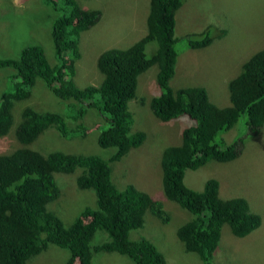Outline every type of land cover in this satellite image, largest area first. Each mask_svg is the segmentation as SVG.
Masks as SVG:
<instances>
[{"label": "trees", "instance_id": "trees-1", "mask_svg": "<svg viewBox=\"0 0 264 264\" xmlns=\"http://www.w3.org/2000/svg\"><path fill=\"white\" fill-rule=\"evenodd\" d=\"M62 1L68 10L52 26L57 64L51 65L38 45L23 47L17 58H0V67L15 69L8 76L9 89L0 93V137L13 125L15 105L30 100L37 77L57 98L68 101L67 115L25 106L14 129L21 146L0 153V264H27L50 245L68 250L63 264H92L98 252L119 253L135 264H167L163 251L153 242L145 237L131 239L129 231L143 226L146 211L163 221L170 213L133 184H115L110 166L146 138L144 131L132 130L128 102L136 95L138 76L152 65L158 67L156 84L160 89L159 95L150 97L152 114L163 122L181 115L190 120L182 126L180 142L161 152L162 191L193 215L176 230L184 249L197 254L202 264H213L224 224L234 236L243 237L260 225L261 217L251 211L246 198L221 197L216 178L207 179L203 188L196 190L186 185L184 176L187 169L196 170L209 161H231L240 154L242 138L227 143L221 135L242 115L247 134L259 133L264 123V48L228 81L229 106L214 104L203 86L172 89L169 81L179 56L175 15L181 0H149L146 35L127 47L104 50L97 60L101 82L80 87L74 81L79 36L98 21L101 11L81 7L76 0ZM188 34V48L198 49L210 42L208 36ZM150 41H156L158 47L147 56ZM98 116L104 121L97 136L99 145L116 149L108 159L63 149L42 153L28 147L54 127L64 138H84L97 125ZM66 118L73 122L71 126ZM76 170V186L94 191L96 207L82 208L71 224L65 225L49 204L61 195L55 174ZM96 231L105 233L106 238L92 244Z\"/></svg>", "mask_w": 264, "mask_h": 264}, {"label": "rangeland", "instance_id": "rangeland-1", "mask_svg": "<svg viewBox=\"0 0 264 264\" xmlns=\"http://www.w3.org/2000/svg\"><path fill=\"white\" fill-rule=\"evenodd\" d=\"M76 1L81 7L100 10L101 14L98 21L79 36L80 57L76 62L74 81L80 87L99 85L103 78L97 66L99 55L109 48L127 47L146 35L149 0ZM67 10L62 0L54 3L48 0H0V58H17L23 47L38 45L44 50L48 62L57 64L52 26L55 19ZM178 10L175 15L178 38L175 48L179 55L176 64L179 70L170 79V87L203 86L214 104L229 106L228 81L239 73L247 59L264 48V0H181ZM188 33L208 36L210 42L198 49L188 48L185 44V34ZM157 47L156 41L148 42L146 55L151 56ZM181 60H185L183 69H180ZM14 71L13 67H0V93L9 89L8 76ZM157 71L158 67L152 65L138 76L136 95L128 102V110L133 116L132 130L144 131L146 138L122 159L110 163L111 177L118 186L131 183L145 191L170 213L168 220L163 221L146 211L143 226L130 230L129 238H148L163 251L167 264H202L197 254L184 249L176 235L177 228L193 215L167 199L162 191L161 152L166 146L180 142L182 126L190 120L181 115L170 122H163L152 114L150 97L160 94L156 84ZM35 82L30 100L19 102L12 110L13 125L6 135L0 137V153L11 152L21 146L14 129L25 106L67 115L68 101L57 98L40 77ZM98 117L97 125H93L84 138H64L54 127L42 132L28 147L42 153L63 149L108 159L116 149L99 145L97 136L104 127V121ZM82 121L85 123V119ZM66 124L71 126L73 122L66 118ZM247 133L245 115H242L232 129L221 135L227 143L235 137L242 138L240 154L231 161H209L196 170L187 169L185 172L184 182L189 187L200 190L207 179L216 178L221 197H244L251 211L261 217L260 225L243 237L234 236L229 225L224 224L213 264H264V123L257 135ZM78 172L55 174L61 195L49 205L65 225H70L82 208L96 207L94 191L76 186L75 175ZM105 238V233L96 231L92 244ZM68 256L67 249L50 245L27 264H63ZM92 264L135 262L119 253L98 252L94 253Z\"/></svg>", "mask_w": 264, "mask_h": 264}, {"label": "crops", "instance_id": "crops-1", "mask_svg": "<svg viewBox=\"0 0 264 264\" xmlns=\"http://www.w3.org/2000/svg\"><path fill=\"white\" fill-rule=\"evenodd\" d=\"M179 12V10L177 11V13ZM176 13V14H177ZM181 21H178V27H180L181 25ZM179 31L181 32V28H179ZM185 66V60H181V64H180V69H183V67ZM176 70H179V66H176ZM176 72V71H175Z\"/></svg>", "mask_w": 264, "mask_h": 264}]
</instances>
